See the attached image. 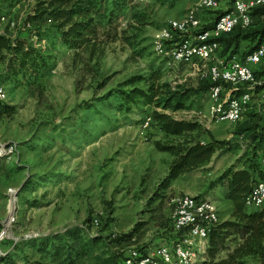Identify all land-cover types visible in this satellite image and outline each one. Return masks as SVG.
Instances as JSON below:
<instances>
[{
    "label": "rangeland",
    "instance_id": "374dc122",
    "mask_svg": "<svg viewBox=\"0 0 264 264\" xmlns=\"http://www.w3.org/2000/svg\"><path fill=\"white\" fill-rule=\"evenodd\" d=\"M18 1L0 0V13L14 14ZM35 1L27 4L26 14L32 12ZM197 1L133 0L125 4L119 23L130 24V30L138 34L137 41L132 46L119 41L109 44L96 62L99 72L94 78L83 79L72 61L73 50L52 33L37 38L33 29L19 33L34 47L45 50L49 59L46 75L35 83L2 80L8 92L4 103L13 113L0 119V143L14 144L15 150L0 157V225L7 216L6 189L13 187L18 194L15 223L10 235L0 242L3 259L18 264H54L38 246L45 244L50 249V244L61 238L70 244L72 240L65 239L70 234L79 235L83 242L99 235L103 241L71 260L74 264H120L116 255L122 250L163 243L173 236L171 200L183 193L207 197L216 204L220 221L229 219L232 206L214 180L228 166L241 167L245 162L249 137L241 130L246 113L237 122H214L216 103L208 92L191 96L187 107L179 111L140 102L126 112L118 109L114 97L99 100L130 76H147L151 70H159L161 79L172 86L196 85L200 73L184 63L168 65L155 53L153 40L167 20L180 17ZM201 13L211 16L213 11ZM103 80L105 86L99 89L97 83ZM223 88L221 97L226 94V86ZM262 100L260 93L255 95L252 107ZM153 109L176 119L197 121L203 130L231 146L226 152H216L198 169L175 178L158 199L153 197L171 155L154 146L155 140L165 142L168 137L151 118ZM253 112L264 124V110L255 108ZM193 135L199 140L208 138L203 131ZM129 232V243H114L116 235ZM244 264L260 263L249 257Z\"/></svg>",
    "mask_w": 264,
    "mask_h": 264
},
{
    "label": "trees",
    "instance_id": "16d2710c",
    "mask_svg": "<svg viewBox=\"0 0 264 264\" xmlns=\"http://www.w3.org/2000/svg\"><path fill=\"white\" fill-rule=\"evenodd\" d=\"M130 2L133 0H36L26 22L31 24L36 37L43 34L47 36L48 33L58 37L64 46L73 50L72 61L83 79L88 76L94 78L99 72L96 62L104 55L109 44L119 41L132 46L137 41L138 34L130 30L131 25L121 26L119 23L120 12ZM252 15L262 18L256 19L247 29L236 27L216 39L220 44L221 55L228 53L244 56L264 39V5L253 8ZM19 33L14 39L0 35V63L5 68V73L0 76L2 83L7 77L31 84L46 75L49 56H46L45 50L34 47L26 38L20 37ZM255 75L257 78L264 77V69L256 71ZM161 78L159 70H151L147 76H130L116 88L108 90L99 100L114 97L118 109L126 112L131 110L133 104L140 102L153 104L163 110L179 111L187 107L186 101L191 96L204 95L220 84L228 87L207 76H200L192 87L182 84L172 86ZM140 82L142 86L137 85ZM105 83L106 80L98 82V88H103ZM12 113L13 108L0 101V119ZM246 114L247 120L241 130L247 131L249 137V153L244 157L245 162L241 167L236 164L228 166L214 180L216 185H221L225 199L232 203L230 217L210 230L204 259L200 264H244L249 257L264 264V206L248 211L244 203L256 179L264 177L259 162L264 124L258 122L259 115L253 110ZM151 118L168 137L165 142L155 140V148L171 155L167 173L159 181L158 192L153 199L163 197V192L170 188L178 176L191 173L208 163L216 152L231 149L227 140L216 139L209 130H203L197 121L176 119L170 113L157 109L152 110ZM258 129L261 132H257ZM194 131H203L208 138L199 140L193 135ZM131 238L129 232L116 235L113 241L120 246L129 243ZM63 239L51 243L50 249L45 244L37 249L48 253L54 264H74L71 260L74 255H84L88 248L103 241L99 235L90 236L83 242L79 235L70 234L69 238H65L72 240L70 244ZM116 258L121 264L123 253H118Z\"/></svg>",
    "mask_w": 264,
    "mask_h": 264
},
{
    "label": "built area",
    "instance_id": "2783aa9c",
    "mask_svg": "<svg viewBox=\"0 0 264 264\" xmlns=\"http://www.w3.org/2000/svg\"><path fill=\"white\" fill-rule=\"evenodd\" d=\"M32 0H19L12 12L0 13V35L14 39L17 33L32 28L26 22L28 14L25 8ZM144 3L148 0H135ZM264 5V0H232L229 9L219 13L211 22H204L203 11H215L220 7L219 0H198L187 8L181 17L172 18L157 30L154 36V51L166 60L168 65L184 63L190 65L201 76L212 81L227 84L226 94L221 97L223 85L212 87L208 94L216 103L212 119L218 121H239L243 114L255 108L264 110V100L252 107L254 96L260 93L264 97V77L257 78L256 71L264 69V39L251 52L241 54H220L217 38L239 27L247 29L262 17L252 15V9ZM34 38H37L33 35ZM5 73L4 64L0 63V76ZM234 92H237L235 95ZM262 93V94H261ZM8 99L6 85L0 82V101ZM264 132V130H262ZM14 144L0 143V157L13 154ZM259 162L264 172V141L259 151ZM6 195L7 216L1 221L0 242L10 235L15 223V207L18 199L17 190L8 187ZM171 225L173 236L163 243L152 246L130 247L122 250L121 264H198L204 259L210 230L220 222L216 204L207 197L179 194L172 200ZM246 208L264 206V177L256 179L250 193L245 198ZM5 254L0 255L3 258ZM0 264H18L0 259Z\"/></svg>",
    "mask_w": 264,
    "mask_h": 264
},
{
    "label": "crops",
    "instance_id": "0c3cea01",
    "mask_svg": "<svg viewBox=\"0 0 264 264\" xmlns=\"http://www.w3.org/2000/svg\"><path fill=\"white\" fill-rule=\"evenodd\" d=\"M220 1V0H219ZM196 3V2H195ZM194 3V4H195ZM231 4H232V0H224L223 2L222 1H220V7H219V9L218 10H215V11H213V13L211 14V16H209V15H205L204 17H203V19H205L204 20V22L205 23H211L213 20H214V18H215V16L218 14V12H222V11H224V10H227V9H229L230 8V6H231ZM218 11V12H217ZM183 15V14H182ZM181 15V16H182ZM180 16V17H181ZM211 17V18H210ZM243 44V43H242ZM243 48H241V50H242ZM240 50V51H241ZM254 107V106H253ZM229 202H230V207L232 206V203H231V201L229 200Z\"/></svg>",
    "mask_w": 264,
    "mask_h": 264
}]
</instances>
